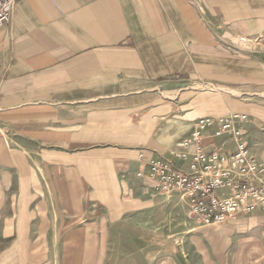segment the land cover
Here are the masks:
<instances>
[{"label":"crops","instance_id":"1","mask_svg":"<svg viewBox=\"0 0 264 264\" xmlns=\"http://www.w3.org/2000/svg\"><path fill=\"white\" fill-rule=\"evenodd\" d=\"M234 113L264 169V0H18L0 27V234L86 235L92 205H154L151 160L188 169L195 144L172 150ZM25 240L19 264H45Z\"/></svg>","mask_w":264,"mask_h":264},{"label":"rangeland","instance_id":"2","mask_svg":"<svg viewBox=\"0 0 264 264\" xmlns=\"http://www.w3.org/2000/svg\"><path fill=\"white\" fill-rule=\"evenodd\" d=\"M155 202L125 212L113 209L101 212L98 207L102 205H92L85 220L95 224L91 234L58 237L0 234V264L4 261L19 264L28 259L24 238L26 246L39 242V250L45 249V264H264V210L203 225L189 218L185 201L178 193L166 197L157 191ZM131 206L124 204L125 208ZM61 208L66 211L68 205ZM103 217L109 218L107 229L103 228ZM85 222L82 220L80 225ZM1 227L0 220V233Z\"/></svg>","mask_w":264,"mask_h":264},{"label":"built area","instance_id":"3","mask_svg":"<svg viewBox=\"0 0 264 264\" xmlns=\"http://www.w3.org/2000/svg\"><path fill=\"white\" fill-rule=\"evenodd\" d=\"M17 1L0 0V27L10 21ZM240 40L247 42L246 38ZM245 118L246 114L234 113L217 119H198L191 137L182 143L184 149L172 153L185 160L191 155L188 147L195 144L188 169L163 157L150 162L157 190L166 197L178 193L185 201L189 218L197 223H223L237 214L264 210V169L249 151L246 131L236 126L237 120ZM210 128L216 136L231 133L235 150L225 154L206 151L203 133Z\"/></svg>","mask_w":264,"mask_h":264}]
</instances>
